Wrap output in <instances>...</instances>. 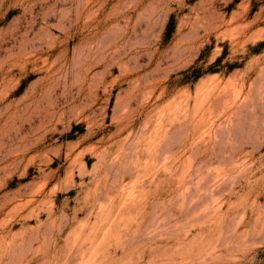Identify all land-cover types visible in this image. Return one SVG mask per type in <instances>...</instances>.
<instances>
[{
  "label": "rangeland",
  "instance_id": "1",
  "mask_svg": "<svg viewBox=\"0 0 264 264\" xmlns=\"http://www.w3.org/2000/svg\"><path fill=\"white\" fill-rule=\"evenodd\" d=\"M0 264H264V0H0Z\"/></svg>",
  "mask_w": 264,
  "mask_h": 264
}]
</instances>
